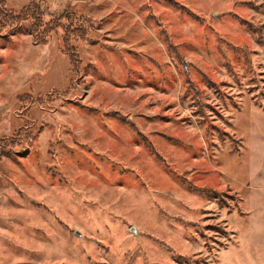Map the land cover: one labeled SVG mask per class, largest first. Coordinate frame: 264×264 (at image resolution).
I'll list each match as a JSON object with an SVG mask.
<instances>
[{
	"label": "rangeland",
	"instance_id": "obj_1",
	"mask_svg": "<svg viewBox=\"0 0 264 264\" xmlns=\"http://www.w3.org/2000/svg\"><path fill=\"white\" fill-rule=\"evenodd\" d=\"M4 1L0 264H264V0Z\"/></svg>",
	"mask_w": 264,
	"mask_h": 264
},
{
	"label": "trees",
	"instance_id": "obj_2",
	"mask_svg": "<svg viewBox=\"0 0 264 264\" xmlns=\"http://www.w3.org/2000/svg\"><path fill=\"white\" fill-rule=\"evenodd\" d=\"M1 6L6 7V3H5L4 0L0 1V7ZM4 7H2V8H4ZM45 9L46 8L42 4L32 3L28 7H26L24 10H22L19 13H17V17H23L24 15H27L28 13L36 15V17H35L36 25H37V27L40 30H43V33H39V34H46V32L48 31V26L50 24H52L53 22H48V21L45 20L44 15L48 16V11L45 10ZM7 13H9L11 15L15 14V13L12 14L13 11H10V12L7 11ZM72 15L74 16L75 14H72ZM73 16L71 17L70 15H68V16L64 17V21L70 22V23H68V25L74 26L73 22L75 24L76 23V19H78V18H76V17L74 18ZM15 18H16V16H15ZM23 20H27V19H23ZM20 21H22V20H20ZM64 21H60V22L55 21L54 22V24H55L54 26H56V27H64L65 26V23H63ZM29 33L33 37L34 43L36 45H41V44L46 45V44L49 43V41L47 39H45V37H43V38L40 37L39 38L38 34L36 32L30 31ZM69 54L71 55L72 63H74V65L76 66V64L79 61L78 58L76 59V57H77L76 51L74 49H71V51H69Z\"/></svg>",
	"mask_w": 264,
	"mask_h": 264
},
{
	"label": "water",
	"instance_id": "obj_3",
	"mask_svg": "<svg viewBox=\"0 0 264 264\" xmlns=\"http://www.w3.org/2000/svg\"><path fill=\"white\" fill-rule=\"evenodd\" d=\"M133 232H135V229H133Z\"/></svg>",
	"mask_w": 264,
	"mask_h": 264
}]
</instances>
